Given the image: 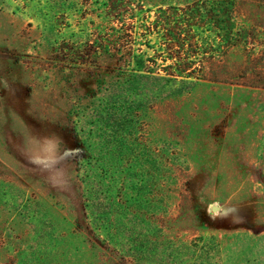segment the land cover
Segmentation results:
<instances>
[{
    "label": "rangeland",
    "instance_id": "374dc122",
    "mask_svg": "<svg viewBox=\"0 0 264 264\" xmlns=\"http://www.w3.org/2000/svg\"><path fill=\"white\" fill-rule=\"evenodd\" d=\"M121 1L0 0V264H264V0Z\"/></svg>",
    "mask_w": 264,
    "mask_h": 264
},
{
    "label": "trees",
    "instance_id": "16d2710c",
    "mask_svg": "<svg viewBox=\"0 0 264 264\" xmlns=\"http://www.w3.org/2000/svg\"><path fill=\"white\" fill-rule=\"evenodd\" d=\"M111 5V16L116 20L113 22H116V26L110 29V32H112V42L113 45L119 47L117 49L118 53L117 57L119 60H123L125 58L131 57L132 59H138L141 55L137 54V52H133V35L137 31L138 28L137 24H135L133 19H135L134 12L132 10H136V8L140 9V6H130L132 3H125V1L118 2L119 0H108ZM132 9V10H131ZM161 14H158L156 16V28H160L161 32H168L166 34V37L170 39H176V40H184L180 38L179 34L176 32H191L190 28L194 25L193 21L197 19V16L193 15L192 12H188V8H173V9H160L159 10ZM155 22V21H154ZM157 22L159 24H157ZM117 27V28H116ZM187 28V29H185ZM151 28V26L148 28L142 29L141 31H151L155 30ZM193 32V31H192ZM182 44V43H180ZM171 57H176L172 56ZM142 63V62H141ZM140 65V66H139ZM138 67H144V64L138 63ZM149 67V66H147ZM140 70V69H138ZM158 70L164 71L167 76L172 78H180V79H187L191 77V66L188 65H181L178 67H161ZM143 71V70H141ZM150 73H159L146 70Z\"/></svg>",
    "mask_w": 264,
    "mask_h": 264
}]
</instances>
